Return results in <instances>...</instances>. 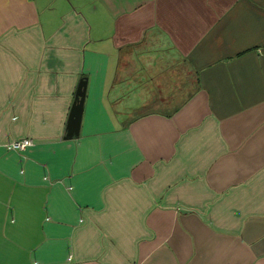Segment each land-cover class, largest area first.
Returning a JSON list of instances; mask_svg holds the SVG:
<instances>
[{
    "label": "crops",
    "instance_id": "0c3cea01",
    "mask_svg": "<svg viewBox=\"0 0 264 264\" xmlns=\"http://www.w3.org/2000/svg\"><path fill=\"white\" fill-rule=\"evenodd\" d=\"M60 7L0 0V264H264V0Z\"/></svg>",
    "mask_w": 264,
    "mask_h": 264
},
{
    "label": "water",
    "instance_id": "95a60500",
    "mask_svg": "<svg viewBox=\"0 0 264 264\" xmlns=\"http://www.w3.org/2000/svg\"><path fill=\"white\" fill-rule=\"evenodd\" d=\"M85 91L86 77L83 76L78 81L74 98L69 109L65 133L63 136L65 139H71L79 135Z\"/></svg>",
    "mask_w": 264,
    "mask_h": 264
},
{
    "label": "built area",
    "instance_id": "2783aa9c",
    "mask_svg": "<svg viewBox=\"0 0 264 264\" xmlns=\"http://www.w3.org/2000/svg\"><path fill=\"white\" fill-rule=\"evenodd\" d=\"M32 144H33V142L30 138H23L20 140H14V141L10 142L9 144H7V148L20 151V150H23L27 146H30Z\"/></svg>",
    "mask_w": 264,
    "mask_h": 264
},
{
    "label": "rangeland",
    "instance_id": "374dc122",
    "mask_svg": "<svg viewBox=\"0 0 264 264\" xmlns=\"http://www.w3.org/2000/svg\"><path fill=\"white\" fill-rule=\"evenodd\" d=\"M73 2V0H49V5L50 6H52L53 7V9H55V8H57V9H61V5H63V6H65V8L67 7H69L70 5H71V3ZM53 12H55V11H53ZM56 15H54V14H50L49 13V17L52 19H54V17H55Z\"/></svg>",
    "mask_w": 264,
    "mask_h": 264
}]
</instances>
